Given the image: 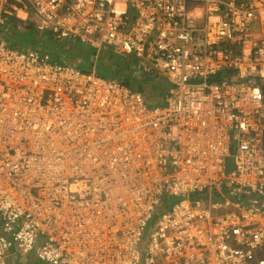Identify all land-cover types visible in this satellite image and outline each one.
<instances>
[{"label": "built area", "instance_id": "built-area-1", "mask_svg": "<svg viewBox=\"0 0 264 264\" xmlns=\"http://www.w3.org/2000/svg\"><path fill=\"white\" fill-rule=\"evenodd\" d=\"M10 16L169 88L152 105L0 33V264H264V0H0Z\"/></svg>", "mask_w": 264, "mask_h": 264}, {"label": "trees", "instance_id": "trees-1", "mask_svg": "<svg viewBox=\"0 0 264 264\" xmlns=\"http://www.w3.org/2000/svg\"><path fill=\"white\" fill-rule=\"evenodd\" d=\"M0 33H2L3 38L6 39V42L11 48L18 49L21 51L30 50V49H38L42 47L43 39L44 38L47 39V36L49 35V33H45V32L40 33L39 31L37 32L32 22L22 21L16 16L6 17L4 24L0 27ZM30 36H32L31 38L32 40L29 39ZM26 39H28L29 43L25 42ZM54 40L55 39H53V41ZM39 50L49 53L54 62L70 63L69 60H72L70 57L66 56L68 50L59 52L55 50V47L52 48L51 51L44 50V49H39ZM99 54L97 53L96 55L92 57L91 60L89 59L86 65H79V62L77 61H74V63H70V64L74 66L76 65L83 72H90L92 70H95L96 73L100 75L101 70H103L106 73H112L114 78L115 77L116 79L118 78L119 81L123 82L125 85L129 86L130 88L134 90H138L142 92L143 94H144L143 90H145L148 94V98H150L151 100H161V102L162 100H164V97L169 88V84L167 81H165L164 79L156 75H152V74L144 75L143 72L141 73H143L144 76H141V75L136 76L135 75L136 73L134 74L132 73L131 65H127V63L126 64L120 63V66L118 67V69L115 70L114 64L110 62L111 56L106 54V56L104 57ZM68 55H71V54L68 53ZM134 62L137 65V62L135 59H134ZM98 64L101 65L102 69L98 68ZM230 73L231 72L229 71H222L216 77H214L213 79H210V81H222L224 78L228 77V74ZM113 76H109V77L113 78ZM154 77L159 80H157V82H152ZM161 102H158V103H161ZM150 104L153 105L157 103L150 102ZM229 167L231 168V164H229ZM176 201L177 200L174 198L164 200V204L161 209L162 210L168 209Z\"/></svg>", "mask_w": 264, "mask_h": 264}, {"label": "rangeland", "instance_id": "rangeland-1", "mask_svg": "<svg viewBox=\"0 0 264 264\" xmlns=\"http://www.w3.org/2000/svg\"><path fill=\"white\" fill-rule=\"evenodd\" d=\"M27 21H30L33 24H35V22H36L31 16H29V19ZM40 33H43V32H40ZM44 35H45V33H44ZM31 38H32V36L29 37L30 40H32ZM52 38L56 40V38H54L53 35L49 34L47 36V39H45V38L43 39L42 47H40L38 49H44V50L51 51V49L55 47V50L59 51V52H63L64 50H68L69 52L67 51V55L66 56L70 57L72 59V60H69V62L70 63H74V61H77V62H79V65H86L87 61L89 59L91 60L92 57L94 55H96L97 53L98 54L100 53L99 55H102L104 57L106 56V54H108L109 56H111V61L110 62L112 64H114L115 70L118 69V67L120 66V63H123V64L127 63V65H131L133 74L136 73L135 74L136 76L137 75H141V76L145 75V74L143 75V73L137 74V71H139V70L137 69V65L134 62V58L132 56H129V55H126V56L117 55L115 53V51L113 50V48L105 47V48H103L101 50H97V49L92 48L91 46H89L87 44H84V43L80 42V41H73V40H70V41H58V40L55 41L54 40L53 41ZM25 42L29 43L28 39H26ZM31 42H33V41H31ZM68 53H70L71 55H68ZM77 68L80 69L79 67H77ZM98 68H101L100 64H98ZM100 76L105 77V78H112V77H109V76H113V74L112 73H106L103 70H101ZM113 78H114V76H113ZM157 80H159V79L154 77L152 82H157ZM145 89H147V88H145ZM143 92H144V95L147 97V99H149L148 101H150L151 103H157V104H162L163 103V100H162V102H161V100H151L150 98H148L147 92L145 90H143ZM158 102H161V103H158ZM17 264H41V263L38 261V259L36 258L34 253H30L27 257H25V260H23L22 263L18 262Z\"/></svg>", "mask_w": 264, "mask_h": 264}, {"label": "crops", "instance_id": "crops-1", "mask_svg": "<svg viewBox=\"0 0 264 264\" xmlns=\"http://www.w3.org/2000/svg\"><path fill=\"white\" fill-rule=\"evenodd\" d=\"M15 264H17V263H15Z\"/></svg>", "mask_w": 264, "mask_h": 264}]
</instances>
